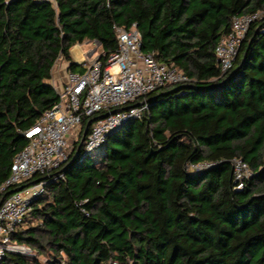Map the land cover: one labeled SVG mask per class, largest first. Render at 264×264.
<instances>
[{
    "label": "trees",
    "instance_id": "obj_1",
    "mask_svg": "<svg viewBox=\"0 0 264 264\" xmlns=\"http://www.w3.org/2000/svg\"><path fill=\"white\" fill-rule=\"evenodd\" d=\"M257 11L222 73L216 44L234 15ZM132 24L143 52L190 80L147 94L143 115L107 136L98 161L80 140L106 111L84 117L62 176L10 234L31 255L6 251L0 264H264V0H0V183L22 133L58 100L55 62L83 72L69 50L97 41L105 65L116 28ZM236 157L252 171L239 190Z\"/></svg>",
    "mask_w": 264,
    "mask_h": 264
},
{
    "label": "built area",
    "instance_id": "obj_2",
    "mask_svg": "<svg viewBox=\"0 0 264 264\" xmlns=\"http://www.w3.org/2000/svg\"><path fill=\"white\" fill-rule=\"evenodd\" d=\"M8 1V0H6ZM55 5V0H42ZM262 11L234 15L229 32L215 46V57L222 73L229 71L238 48L252 21ZM117 49L103 65L95 54L98 42L89 58L79 64L83 72L68 70L58 100L22 134L27 144L18 151L10 164L9 176L0 183V259L6 251L22 252L24 247L10 241V234L20 226L30 210L32 201L45 192L50 179L62 175L56 171L69 158V138L81 128L84 117H94L106 111L104 117L93 120L84 139V151L93 152L107 136L129 120L140 118L147 109L145 96L169 83H184L190 79L176 66L158 62L153 53L141 50V37L135 24L128 29L116 28ZM104 115V114H103ZM78 136V135H77ZM234 189H242L252 174L241 158H233ZM209 164H191L200 169ZM40 177L32 183L27 181ZM15 188L7 196V188ZM109 264H116L109 262Z\"/></svg>",
    "mask_w": 264,
    "mask_h": 264
},
{
    "label": "crops",
    "instance_id": "obj_3",
    "mask_svg": "<svg viewBox=\"0 0 264 264\" xmlns=\"http://www.w3.org/2000/svg\"><path fill=\"white\" fill-rule=\"evenodd\" d=\"M89 43L93 44L92 41H85L81 44H75L70 48L69 53L74 62L79 64L82 60L89 58V52L92 49L90 48L89 50H85L81 48L83 44H89ZM98 48L99 47H97V49ZM95 54L97 53L95 52ZM67 71H68V62L62 58H59L52 67L51 78L49 80V83L53 86V88L57 93L60 92L62 89L63 82L65 80V74Z\"/></svg>",
    "mask_w": 264,
    "mask_h": 264
},
{
    "label": "rangeland",
    "instance_id": "obj_4",
    "mask_svg": "<svg viewBox=\"0 0 264 264\" xmlns=\"http://www.w3.org/2000/svg\"><path fill=\"white\" fill-rule=\"evenodd\" d=\"M94 46H95L94 43H93V44H92V43H89V44H83V45L81 46V48H82V49H85V50H89L90 48L93 49ZM96 53H97V54L100 53V48L97 49ZM79 131H80V128H78V129L73 133V135L69 138V150H70V149L72 150V147H73L74 143H75L76 140L78 139V136H77V135L79 134ZM98 152H99V151H97V150L91 152V159H92V160L98 161V159H99ZM20 246L24 247V249L27 250L26 252H23V254H25V255H31L30 250H29L26 246H23V245H20ZM18 253H20V252H18ZM21 253H22V252H21ZM26 253H27V254H26ZM38 259H39L40 261H42V262L45 261V257H44L43 255H39V256H38Z\"/></svg>",
    "mask_w": 264,
    "mask_h": 264
},
{
    "label": "water",
    "instance_id": "obj_5",
    "mask_svg": "<svg viewBox=\"0 0 264 264\" xmlns=\"http://www.w3.org/2000/svg\"><path fill=\"white\" fill-rule=\"evenodd\" d=\"M106 115H107V114L100 115V116H98V117H94L93 119H91V120H89V121L87 122V124H86V126H85V128H84V131H83V134H82V137H81L80 143L83 142L84 137H85V134L87 133V129H88V126L90 125V123H91L93 120H95V119H97V118H100V117H104V116H106ZM77 152H78V149H77ZM19 189H21V187L17 188V190H19Z\"/></svg>",
    "mask_w": 264,
    "mask_h": 264
},
{
    "label": "bare ground",
    "instance_id": "obj_6",
    "mask_svg": "<svg viewBox=\"0 0 264 264\" xmlns=\"http://www.w3.org/2000/svg\"><path fill=\"white\" fill-rule=\"evenodd\" d=\"M26 251H27L26 249L23 250V252H26ZM21 254H22V253H21ZM26 254H27V253H26Z\"/></svg>",
    "mask_w": 264,
    "mask_h": 264
}]
</instances>
